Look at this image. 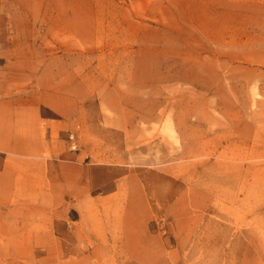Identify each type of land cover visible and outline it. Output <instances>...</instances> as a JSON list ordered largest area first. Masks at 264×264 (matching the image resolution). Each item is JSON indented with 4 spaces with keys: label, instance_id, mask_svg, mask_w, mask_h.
Here are the masks:
<instances>
[{
    "label": "rangeland",
    "instance_id": "1",
    "mask_svg": "<svg viewBox=\"0 0 264 264\" xmlns=\"http://www.w3.org/2000/svg\"><path fill=\"white\" fill-rule=\"evenodd\" d=\"M0 264H264V0H0Z\"/></svg>",
    "mask_w": 264,
    "mask_h": 264
},
{
    "label": "crops",
    "instance_id": "2",
    "mask_svg": "<svg viewBox=\"0 0 264 264\" xmlns=\"http://www.w3.org/2000/svg\"><path fill=\"white\" fill-rule=\"evenodd\" d=\"M27 143H29V140L27 139ZM33 144V143H32Z\"/></svg>",
    "mask_w": 264,
    "mask_h": 264
}]
</instances>
